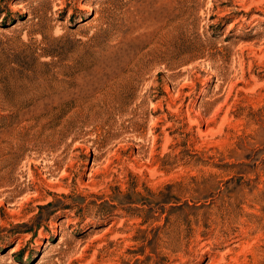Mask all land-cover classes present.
I'll return each instance as SVG.
<instances>
[{
    "label": "rangeland",
    "instance_id": "374dc122",
    "mask_svg": "<svg viewBox=\"0 0 264 264\" xmlns=\"http://www.w3.org/2000/svg\"><path fill=\"white\" fill-rule=\"evenodd\" d=\"M0 264H264V0H0Z\"/></svg>",
    "mask_w": 264,
    "mask_h": 264
}]
</instances>
